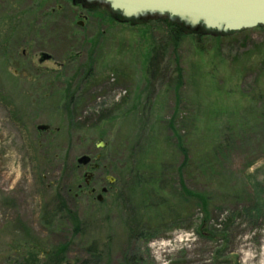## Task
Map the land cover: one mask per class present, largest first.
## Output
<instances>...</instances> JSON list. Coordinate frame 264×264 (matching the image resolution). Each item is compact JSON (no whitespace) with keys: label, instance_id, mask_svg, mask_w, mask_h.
<instances>
[{"label":"rangeland","instance_id":"1","mask_svg":"<svg viewBox=\"0 0 264 264\" xmlns=\"http://www.w3.org/2000/svg\"><path fill=\"white\" fill-rule=\"evenodd\" d=\"M83 2L0 0V264H264V29L174 45L168 18ZM149 125L164 176L136 194Z\"/></svg>","mask_w":264,"mask_h":264},{"label":"water","instance_id":"2","mask_svg":"<svg viewBox=\"0 0 264 264\" xmlns=\"http://www.w3.org/2000/svg\"><path fill=\"white\" fill-rule=\"evenodd\" d=\"M88 5H103L125 20L159 16L193 32L204 29L212 34H231L264 28V0H83ZM52 60L41 54L40 62ZM48 130V126H39ZM92 159L82 156L78 164L88 166ZM88 179L92 177L86 176ZM112 182L113 180L110 179ZM108 190H102L106 194ZM103 201V196H98Z\"/></svg>","mask_w":264,"mask_h":264},{"label":"trees","instance_id":"3","mask_svg":"<svg viewBox=\"0 0 264 264\" xmlns=\"http://www.w3.org/2000/svg\"><path fill=\"white\" fill-rule=\"evenodd\" d=\"M181 27L182 26H180L179 24L173 23L172 21H170V23H169L170 32L172 33V36L170 39L173 40L174 45L178 44L179 39L182 36L184 37V35H185L184 30H182V28H184V27H182V28ZM262 29H264V28H262ZM199 30H200L199 33H204V34L205 33H209V34L211 33V32L205 31L204 29H199ZM195 33H197V31ZM5 42H6V40H4V41L0 40V46L3 47ZM155 63L156 62L154 59L152 62V65H155ZM151 125H149L150 126V128H148L149 130L146 131L145 147L143 148V150H142V147H140L137 150L136 149L133 150L132 148L131 149L129 148V150L131 152L126 157V163H127L128 167L125 169L126 172L124 170H122V172L120 173L121 177H123V178L125 177L124 175H126L127 177H130L131 179H133V182H129L126 186H129V188H131V190H132V188H134L133 192L136 194H138V192L140 193L141 191L143 192V190L141 189L143 184L146 185L147 183H150L151 185H157V184H159L158 180L164 176V170L161 169V166L163 163V160H162L163 157L160 154V149L158 147V138L160 137V134L158 132H160L159 131L160 129L158 130V127H157V129H155V127H151ZM128 142L130 143V145L133 143V141H128ZM137 143L139 144V145H137V147L142 145L139 142H137ZM132 147L134 148V146H132ZM181 150L183 153L184 152L186 153V150L184 148H181ZM185 153H184V156H186ZM147 162H148V164H147ZM186 164H187V161L184 163V165H186ZM184 165L182 166V168L184 167ZM180 168H179V172H180ZM184 186L185 185L182 183V187H184ZM184 191L186 192V190H184ZM156 193H157V190L154 188H151L149 190V192L145 191L144 195L148 199H151V198H154L156 196ZM188 193L189 194L187 196H189V197L190 196L195 197V195H196L195 193H193V194H191L190 192H188ZM180 206H182V203ZM65 209L66 208H64V211H65ZM60 212H61V208H59V210H57V214H59ZM170 212H172L173 215L175 214L177 219H179V220L181 219L182 213L180 212V209L176 205L173 207V209ZM47 214H48V212H47ZM54 217H56V216H54ZM54 217L51 216V221L53 220ZM65 249L66 248H63V249L60 248L58 251L55 250V252H49V253L46 252L44 258L46 260L51 258L54 261L51 263L49 261L50 264H71V263L67 262L66 258H64V255H62L65 252ZM39 263H41V262H40V260H38V253L30 252L29 254H27V256H25L23 258L21 264H39ZM86 264H88V263H86ZM128 264H137V263L133 262L132 260H129Z\"/></svg>","mask_w":264,"mask_h":264},{"label":"flooded vegetation","instance_id":"4","mask_svg":"<svg viewBox=\"0 0 264 264\" xmlns=\"http://www.w3.org/2000/svg\"><path fill=\"white\" fill-rule=\"evenodd\" d=\"M82 1V0H81ZM84 3V2H83ZM86 5V4H85ZM124 21H127V20H125V19H123ZM89 178V177H88ZM87 178V181H86V187L89 185V183H90V180L91 179H93V177H91L90 179H88ZM80 190H81V188H80ZM90 193H91V195H94L95 193H96V190L94 189V188H92L91 189V191H90Z\"/></svg>","mask_w":264,"mask_h":264}]
</instances>
